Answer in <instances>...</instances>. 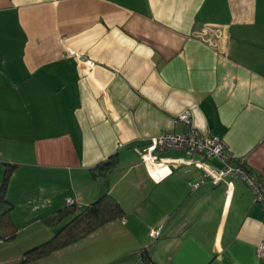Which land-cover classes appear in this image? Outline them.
Returning <instances> with one entry per match:
<instances>
[{
  "label": "crops",
  "instance_id": "0c3cea01",
  "mask_svg": "<svg viewBox=\"0 0 264 264\" xmlns=\"http://www.w3.org/2000/svg\"><path fill=\"white\" fill-rule=\"evenodd\" d=\"M186 108L264 185V0H0V184L19 164L0 264L50 239L41 218L68 198L105 194L121 218L30 264H146L144 248L152 264H264V206L244 181L192 188L203 169L184 160L219 163L174 149L158 156L180 163L150 177L137 149L182 132Z\"/></svg>",
  "mask_w": 264,
  "mask_h": 264
},
{
  "label": "built area",
  "instance_id": "2783aa9c",
  "mask_svg": "<svg viewBox=\"0 0 264 264\" xmlns=\"http://www.w3.org/2000/svg\"><path fill=\"white\" fill-rule=\"evenodd\" d=\"M177 118L185 126L182 132L163 130L150 137L145 146L137 149L141 159L148 167L150 177L155 182H159L171 172V166L180 163L174 158L159 157L158 153L164 150H182L189 155L200 154L203 158L216 160L219 164L216 167H210L202 160H184L203 169L202 175L191 184L192 188H197L206 181L218 184L225 182L230 177H236L251 188L256 201L264 206V185L242 166V160H237L235 163L231 162L234 157L226 142L220 137L203 133L196 128L192 123L189 108L182 110ZM72 203H75V200L71 197L68 198L66 204ZM158 232L159 228L151 230L150 235L155 237ZM257 255L264 258V243L258 246Z\"/></svg>",
  "mask_w": 264,
  "mask_h": 264
},
{
  "label": "trees",
  "instance_id": "16d2710c",
  "mask_svg": "<svg viewBox=\"0 0 264 264\" xmlns=\"http://www.w3.org/2000/svg\"><path fill=\"white\" fill-rule=\"evenodd\" d=\"M117 163V155H112L108 160L98 163L92 169L93 177L107 175L117 166ZM3 165L4 171L0 184V239L11 241L16 237L17 229L11 218L12 204L6 198V189L11 175L19 164L4 162ZM123 215L124 209L110 194H105L81 208L77 207L76 202L66 204L42 216L41 219L46 225L57 227L56 232L47 241L25 250L16 264H30L58 249L74 244ZM142 255L146 264H152L146 254V248L142 249Z\"/></svg>",
  "mask_w": 264,
  "mask_h": 264
}]
</instances>
